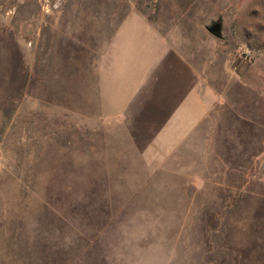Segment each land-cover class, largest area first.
<instances>
[{
  "label": "rangeland",
  "instance_id": "1",
  "mask_svg": "<svg viewBox=\"0 0 264 264\" xmlns=\"http://www.w3.org/2000/svg\"><path fill=\"white\" fill-rule=\"evenodd\" d=\"M114 8L148 14L204 59L225 107L246 110L220 117L250 136L228 140H264V0H0V264H164L163 168L116 162L86 71L98 38L84 21ZM182 215L194 264L195 215Z\"/></svg>",
  "mask_w": 264,
  "mask_h": 264
},
{
  "label": "crops",
  "instance_id": "2",
  "mask_svg": "<svg viewBox=\"0 0 264 264\" xmlns=\"http://www.w3.org/2000/svg\"><path fill=\"white\" fill-rule=\"evenodd\" d=\"M83 28L98 38L88 44L98 55L86 71L106 103L97 113L106 148L114 145L117 163L163 168L165 229L173 228L164 264H183V212L195 215L194 264H264V140L230 141L235 132L249 139L247 128L220 124L244 122L246 110H228L229 95L204 72V59L148 14L114 8Z\"/></svg>",
  "mask_w": 264,
  "mask_h": 264
},
{
  "label": "water",
  "instance_id": "3",
  "mask_svg": "<svg viewBox=\"0 0 264 264\" xmlns=\"http://www.w3.org/2000/svg\"><path fill=\"white\" fill-rule=\"evenodd\" d=\"M208 28L215 34L221 35L222 24L220 21H216L213 24L209 25Z\"/></svg>",
  "mask_w": 264,
  "mask_h": 264
}]
</instances>
